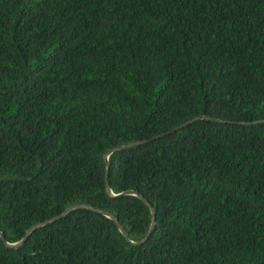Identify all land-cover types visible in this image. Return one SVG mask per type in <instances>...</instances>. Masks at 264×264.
<instances>
[{"label": "trees", "instance_id": "1", "mask_svg": "<svg viewBox=\"0 0 264 264\" xmlns=\"http://www.w3.org/2000/svg\"><path fill=\"white\" fill-rule=\"evenodd\" d=\"M0 230V264H264V0H0Z\"/></svg>", "mask_w": 264, "mask_h": 264}, {"label": "water", "instance_id": "2", "mask_svg": "<svg viewBox=\"0 0 264 264\" xmlns=\"http://www.w3.org/2000/svg\"><path fill=\"white\" fill-rule=\"evenodd\" d=\"M108 155V154H107ZM107 158H108V156H107ZM108 172V171H107ZM108 174V173H107ZM108 176V175H107ZM129 192H131V193H138L137 191H135V190H130ZM141 198H143L144 200H146V202L148 203V204H150V202L147 200V199H145L142 195L140 196ZM152 207V206H151ZM152 209H153V213H155V211H154V208L152 207ZM154 219V218H153ZM154 222V221H153ZM42 225V223H37V224H34V225H32L31 227H29L28 229H27V233H26V235H25V237L22 239V240H24L30 233H31V231L32 230H34V229H36L37 227H39V226H41ZM122 230H123V228H122ZM150 232V231H149ZM0 234H2V231L0 230ZM21 240V241H22ZM21 241H17V242H14V243H12V245H18Z\"/></svg>", "mask_w": 264, "mask_h": 264}]
</instances>
